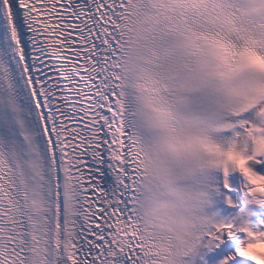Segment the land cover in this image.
Segmentation results:
<instances>
[{"label": "snow or ice", "instance_id": "1", "mask_svg": "<svg viewBox=\"0 0 264 264\" xmlns=\"http://www.w3.org/2000/svg\"><path fill=\"white\" fill-rule=\"evenodd\" d=\"M0 264H264V0H0Z\"/></svg>", "mask_w": 264, "mask_h": 264}]
</instances>
